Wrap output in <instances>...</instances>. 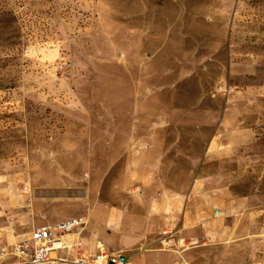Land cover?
Wrapping results in <instances>:
<instances>
[{"label":"rangeland","instance_id":"obj_1","mask_svg":"<svg viewBox=\"0 0 264 264\" xmlns=\"http://www.w3.org/2000/svg\"><path fill=\"white\" fill-rule=\"evenodd\" d=\"M79 216L86 253L264 264V0H0V231Z\"/></svg>","mask_w":264,"mask_h":264},{"label":"built area","instance_id":"obj_2","mask_svg":"<svg viewBox=\"0 0 264 264\" xmlns=\"http://www.w3.org/2000/svg\"><path fill=\"white\" fill-rule=\"evenodd\" d=\"M87 222L79 216L37 225L18 240L17 223L8 219L3 233L14 240L0 245V264H134L130 256L110 252L101 242L96 244V251L86 253L82 233ZM174 228L163 229V250L177 246Z\"/></svg>","mask_w":264,"mask_h":264},{"label":"crops","instance_id":"obj_3","mask_svg":"<svg viewBox=\"0 0 264 264\" xmlns=\"http://www.w3.org/2000/svg\"><path fill=\"white\" fill-rule=\"evenodd\" d=\"M146 154V151H142L140 153V156L139 158L142 159V157ZM138 160V159H137ZM158 161L160 162H154L152 165H147L145 167H140L138 168V165L135 164L133 165L135 168L137 169H146L148 172H150L148 174V176L146 177V179H144L142 177L141 181L143 182V185L140 186V188H144L146 187L147 185H154V188H160V185L162 184V179L161 178H157L156 177V169L157 170H160V167L164 165V162H161V159L159 160V157L157 158ZM156 160V161H157ZM160 182V185L158 184ZM144 190V189H143ZM166 192L168 193H162L159 191V194L161 196V200H159V204H161L162 206L163 203H167L168 206L167 207H164L163 209H158L160 211L161 214H166V213H175V212H179L180 211V204L183 202V199H184V202H185V195H182L180 193V191L178 190V187H175V186H172V187H166ZM201 190V184L199 183H193L191 185V187L189 188V193L186 195L187 199H188V203H192L194 201H196V198H197V194H198V191ZM167 195V196H166ZM192 206H194L193 204L189 205L187 208H186V212H185V216L184 218H186V215L189 214L191 215L192 214ZM144 226H146V223H144ZM171 226L173 224H171L170 222L167 224V226ZM168 226V227H169ZM5 226L1 227V231H0V240L3 238L4 235H6L5 233H3V228ZM184 228V227H183ZM182 228V229H183ZM147 231L150 229V224L147 223V226L146 228ZM180 229V230H182ZM178 243H180V240L179 242L177 241V245ZM4 244V243H3ZM2 245V244H1ZM142 247L140 248V251H142ZM155 251H162L163 249L162 248H157V249H154ZM148 251V249H147ZM120 253H123L124 254V251H120ZM148 254H150L149 252L148 253H138V254H130L129 256L131 257L132 261L134 262V264H141V263H138L136 258L139 257V255H144V258L146 259V264H150V257H153L152 254H150V256H148ZM140 260V259H139ZM140 262V261H139Z\"/></svg>","mask_w":264,"mask_h":264}]
</instances>
